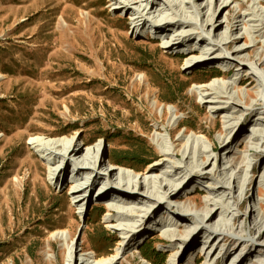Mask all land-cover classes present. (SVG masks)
Wrapping results in <instances>:
<instances>
[{"label": "rangeland", "instance_id": "1", "mask_svg": "<svg viewBox=\"0 0 264 264\" xmlns=\"http://www.w3.org/2000/svg\"><path fill=\"white\" fill-rule=\"evenodd\" d=\"M179 1L190 3V0H177V5ZM208 1L199 0L200 8L206 7ZM227 1L232 2L230 7L220 16L217 11L214 20L222 16L232 18L230 24L234 25V33L230 37L235 36L237 42L229 47L230 51H245V59L254 62L257 53L262 51L261 45L250 44V36L243 27L245 25L249 29L253 25L246 16L254 2ZM133 3L138 6L136 1ZM166 3L167 0L157 2L156 9L162 11ZM240 3L242 8H239ZM216 5L212 0V10ZM257 8L264 14L263 7ZM235 10L244 14L240 23L239 19H233ZM182 11L178 13L188 17ZM157 15L158 12L153 17ZM163 17H170V14L165 13ZM132 19L129 13L114 9L112 0H0V264H68L72 241L74 245L77 243L80 263L88 250H92L100 260L113 254L119 242L127 243L118 230H112L105 224L108 218L105 213L111 202L96 201L90 194V201L80 210L77 200L71 197L73 184L64 181L56 186L48 180L45 156L41 157L29 145L30 138L34 136L82 140L83 155L88 149L92 152V147L100 145L104 153V169L111 162L118 168L135 170L137 175H141L150 164L161 158L152 139H163L172 150H179L175 162L180 164L184 148H180L178 143L175 148L171 142L186 135L185 141L195 140L196 148L202 146L208 154H216L219 166L226 163L234 166L240 162L249 178L255 165L250 187L246 183L242 192H236V196L242 193V206L237 214L246 213L243 234L246 237L256 240L264 230L257 234L253 223L260 215L258 203H264V183L259 178L264 174V161H260L264 149L261 150L251 140L255 135L251 130L258 117L247 116L244 122L245 114H234L246 128L240 136H236V130L230 134V138L236 136L237 146L235 144L233 149L223 153L218 139L225 135V113L215 112L201 101L200 94L210 92L196 90L199 85L214 80L227 83L234 77L236 81L250 78L251 85L245 81L238 86L241 98H244L246 91L257 90L260 81L249 77L250 72L237 71L236 64L231 68L228 66L226 71L216 64L198 65L188 70L187 62L195 59H186L190 51L163 49L164 42L174 37H169V32L155 36L149 25L142 29L138 27L142 35L134 34ZM204 19L201 15L196 19L197 24ZM225 20L222 19L223 27ZM203 32L207 33V27ZM223 32L221 29L220 33ZM260 32L264 35L263 31ZM208 44L194 41L192 46L199 55H208L214 49V43ZM261 85L263 89L264 83ZM261 108L257 107L259 111L256 109L260 114ZM174 121H179V125L173 131L172 141H169L162 126H172ZM254 129L259 132L260 127ZM204 134L214 143L215 153H211L209 143L203 139ZM115 162L120 165H115ZM67 170L64 179L70 172ZM159 171H166L165 165ZM233 172V175L237 174V171ZM104 173L108 175L109 172ZM158 175L161 176L160 173ZM189 176L183 172L176 176L177 182L184 180L181 185L184 190L169 207L185 210L195 222H199L201 210L184 207L192 208L195 203L204 207L205 202L211 199L221 201L222 205L226 195L216 191L210 181L190 184ZM116 178L112 184L118 182ZM226 180L224 177L223 181ZM101 187L99 179L94 183L93 191L98 192ZM109 187L105 186L97 194H103ZM120 189L121 185L116 184L112 191L117 194ZM259 190L262 193L259 194ZM150 192L151 189L147 190L148 194ZM113 206L123 211L129 209L118 204ZM219 219L220 215L216 216L211 225L224 229L219 225ZM150 222L152 230H142L140 239H137L138 235L130 243L126 256L132 264H146L145 261L158 264L161 258L162 264L173 261L175 264H209L206 236L200 235L195 245L185 252L187 245L172 246L166 231L168 228L163 227L165 222L177 224L171 229L176 235L182 233L184 238L185 234L191 233L189 228L194 224L177 222L165 208L154 214ZM59 231L71 233L68 244L54 241L52 234ZM192 237H187L188 243ZM232 245L231 239L218 244V264L239 262V256L249 248ZM230 246L229 253L222 259L225 249ZM252 252L264 259V250L257 245ZM197 254L204 256L202 262L200 259L193 261ZM254 255L240 264L255 261Z\"/></svg>", "mask_w": 264, "mask_h": 264}, {"label": "bare ground", "instance_id": "2", "mask_svg": "<svg viewBox=\"0 0 264 264\" xmlns=\"http://www.w3.org/2000/svg\"><path fill=\"white\" fill-rule=\"evenodd\" d=\"M133 1H136L135 4L138 6H134ZM160 1L162 0H112L114 9H119V11L127 14L129 13L132 16V22L135 23L133 27V31H135L134 34L142 35L141 32H138V27L141 26L142 29L146 26L148 27L149 25L150 28L154 30L155 36L169 32V37H174L173 39L170 38L164 42L163 49H169V51L186 49L187 51H190V53L186 56V59L188 57L195 59L187 62L188 70L198 65L216 64L219 65L223 71H226L228 66L231 68L232 65L236 64L237 71H243L246 72V74L250 72L249 77H256L257 81H260L259 87L255 92L246 91V96L244 98H241L242 94H240L238 86L245 81L247 84L251 85L250 78H247L246 80L245 78H239L236 81L234 77V81L232 80L227 83L223 80H214L210 83L199 85L196 90L204 93L210 92L208 94H200L201 101L209 108L215 109V112L225 113V135L222 134L223 137L218 139L223 153L233 149L232 147L237 143L235 141L236 136H240L246 128L245 123H240V118L234 116V114L236 115L238 113H240L241 116L244 114L246 115V117L243 118L244 122L247 121V116L253 115L252 117H258L254 122L253 127H260V129L259 132H257L256 129L252 128L251 131L255 135L251 140L256 146L259 145V148L263 150L264 88L262 89L263 86L261 84L264 83V35L261 34L260 31H263L264 33V14L261 12V9H258L257 7H263L264 9V0H250L254 2V5H252L251 9L247 10L249 13L247 12L248 14L246 17H248L249 21L253 25H250L249 29L243 25L244 30H247V33L249 34L248 37L250 36V44H253V46L255 43L261 45L262 51L257 53V59L254 62H249L245 59V51H230L229 47H233V45L237 42L235 36V38L230 37V34L232 35V32L234 31V25L230 24L232 18L230 16H222L221 18L219 17L214 20L215 13L218 11L219 16L220 14L223 15L232 2L228 3L227 0H214L218 5H216L215 9L212 10V0H209L207 6L202 9L200 8L201 5L198 4L199 0H190V3L179 1V5L176 4L177 0H167L168 3L165 4V8L162 11H159L156 9V3ZM202 1L203 0H201V2ZM242 7L243 4L240 3L239 8ZM189 9H193V12H191L192 10L189 12ZM203 10L204 13L202 12ZM180 11L188 15V17L184 14L178 13ZM156 12H158V15L153 17V14ZM165 13H169L170 17H163ZM201 15L205 17V19L199 21L197 24L196 19H198ZM151 16L152 18H150ZM223 18L226 19V25H224V27L222 23ZM233 19H239L238 22L240 23L243 21L240 19H244V14H240V10L238 12L235 10ZM196 26L199 29H197ZM205 27H207V33L203 32ZM257 28L260 29L256 30ZM221 29H224L222 34L220 33ZM239 32L240 31L238 30L237 33ZM194 41H200L204 44L208 42V45H211L210 43H214V49H211L212 51L208 55H199L198 52H195V48L192 46ZM238 47L240 46H237V48ZM208 50L210 51V49ZM249 55L250 53L247 52V56ZM260 106H262L261 109H263L261 114L257 112V110L259 111L257 107L260 108ZM115 110H118V108ZM178 125L179 121H174L172 126L169 124H167L166 127L162 126L169 141H172L173 131L178 127ZM235 130L237 132L236 136L234 138H230V134ZM194 136H196V134H194ZM185 137L186 135H183L179 141L175 140L174 142H171V145L174 147L175 144L178 143L180 148L181 146L184 148L182 155L183 160L180 164L175 162V160L179 157V150H172L165 144V142H163V139H152L155 141V144L159 149L161 158L153 164H150L148 170L141 175H137L135 170L118 168L112 165L111 162H108L107 168L104 169V164L102 162L104 153L103 151L101 152L100 145L92 147V152L89 151L90 149H88L89 152L86 150L87 152L83 155L81 147L82 140L74 138L66 139L64 137L46 138L41 136H34L30 138L29 145H31L32 148L35 149V152L41 157H43V155L45 156L44 162L47 168L48 180L56 186H60L67 180L70 183L69 185L73 184V187L71 188V197L73 200H77L80 210H83V206L90 201V194H92L91 197L96 201L100 199L106 202H111V207H109L105 213V215L108 216V218L106 217L105 219V224L112 230H118L122 238L127 239L126 244L124 242H119L118 247L113 254L100 260L96 259V254L92 250L86 251L84 259L81 263L79 262L80 259L77 258V243L74 245L72 241L69 248L72 253L67 257L68 264H123V262L132 264V260L128 259L126 256V253L130 248V243L134 242L136 237L140 234L139 232L142 230L146 228L152 230V223L150 222L152 216L164 208L177 222H190L194 224L193 228H189L191 233H188V235L185 234L184 238H182V233H178L176 235L171 229L172 227H176L177 224L174 225L171 224V222H168L167 224L165 222L163 227L168 228L166 231L168 236L171 238L169 240L171 245H187L185 248V252H187L195 245L198 237L200 235H204L206 236L204 238L206 239V243H209V246L207 247L209 252L206 256L209 264H218V256L220 253L216 254V249L220 242H225L228 239H231V242H233L232 247H239L241 245V249H243L244 247L249 246L247 251L239 256V262L232 263L231 261V264H240L247 261L248 257L255 254V252H252L255 245L264 250V230L262 231L264 228L263 201L258 203L259 217L253 220L256 227V233L258 234L262 231L258 239L254 240L243 235L245 233L244 221L246 220V213L241 216L237 214V212L241 210L242 206L240 203L242 193L240 196H236V192H242V188L246 183L247 187H250V184L253 181L255 165L253 166L251 172L252 176L248 178L245 166H242V163H236L234 166L226 165V163L219 166V160L216 154H213V156L208 154L202 146L196 148L195 140H191V142L188 140L185 141ZM195 139L198 138L196 137ZM203 139L209 143L211 153H215L216 147L209 137L204 134ZM261 150H259V153ZM260 159V161H264V155L262 156L261 154ZM164 165L166 171L160 172V167ZM67 169L70 172L67 175V180H64V174ZM167 169L170 170L167 171ZM102 171L109 173L108 175H105ZM233 171H237V174L233 175ZM182 172L186 176L190 175L188 179L190 184H205L206 181H210L216 191H221L220 194H223L224 196L226 195L225 199L222 201V205L219 203L221 201L216 202L211 199L205 202L204 207L199 206L195 202H193L195 204L192 208H188L187 206L184 207L189 210H201L202 215H198L199 222H195L193 217L186 213L187 211L185 212V210L183 211L179 208L174 209V207H169L173 199L181 195L184 190V187L181 186L184 180L179 182L175 180L176 176ZM158 173L161 174L160 177ZM224 177H227L226 181H223ZM114 178L118 180L116 183L117 186L121 185V189L117 192V194L112 191L116 186V184H112ZM259 178L262 179V183H264V174ZM99 179L101 180L102 187L98 190V192H102V189H104L105 186L110 185L109 189L111 188V191H109V189L105 190L107 191H104L105 195L104 192L103 194H97L98 192L93 191L94 183ZM132 179H134V182H132ZM129 187L131 188L129 189ZM149 189H151L152 192L148 194L147 190ZM260 193L262 192L259 190V194ZM116 204L129 209L128 211L119 210V208L113 206ZM142 208L147 210H142ZM221 210H223L222 214ZM219 211L220 213H218ZM114 213H116V215H114ZM225 214L226 216H224ZM219 215L220 219L218 220V223L219 225H222L224 229H217L211 225L212 220ZM236 223L238 224L236 225ZM132 224L133 226H131ZM137 224H139V227L136 229ZM177 230L180 231L178 228ZM145 233L146 232L143 234ZM248 233H251L250 229H248ZM189 235H193V237L188 243L186 239ZM140 237L141 236L139 235L137 239H140ZM52 238L54 241H58L60 243L65 242L68 244L71 238V233L69 231L55 232L52 234ZM230 248L231 246L225 249L223 255L221 256L222 259H224V257L229 253ZM201 256L200 254H197L193 261L200 259V262H202L204 256ZM253 258L256 260H250L247 264H264V259L261 260L259 255H254ZM141 259L145 261L142 256ZM145 263L150 264L147 261H145ZM167 264H175V261L172 263L167 262Z\"/></svg>", "mask_w": 264, "mask_h": 264}, {"label": "trees", "instance_id": "3", "mask_svg": "<svg viewBox=\"0 0 264 264\" xmlns=\"http://www.w3.org/2000/svg\"><path fill=\"white\" fill-rule=\"evenodd\" d=\"M131 160H134V159L132 158ZM114 164L117 165V166L120 165L119 162H115ZM145 164H146V163H145ZM145 164H144V165H145ZM162 261H163V260H162V258H161V260H160V262H159L158 264H162Z\"/></svg>", "mask_w": 264, "mask_h": 264}]
</instances>
